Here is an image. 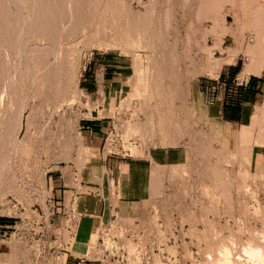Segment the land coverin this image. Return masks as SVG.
I'll list each match as a JSON object with an SVG mask.
<instances>
[{
	"label": "rangeland",
	"instance_id": "obj_1",
	"mask_svg": "<svg viewBox=\"0 0 264 264\" xmlns=\"http://www.w3.org/2000/svg\"><path fill=\"white\" fill-rule=\"evenodd\" d=\"M79 1L0 0V220L15 221L0 226V264H47V248L57 242L39 221L63 220L62 209L49 202L58 189L52 175L70 176V166L84 162L83 122L104 116L124 142H133L131 154L165 144L161 130L181 136L201 121L198 82L213 74L209 38L224 40L222 62L242 50L251 61L248 49L256 43L264 49L256 32L264 23L254 21L257 12L244 14L240 0H146L140 9L126 0ZM94 24L102 33L95 34ZM249 32L254 41L244 45ZM104 54L130 60L132 71L103 111L102 92L90 97L79 80L87 62ZM252 152L251 163L222 152L221 178L173 186L153 215L142 218L161 226H150L158 233L146 234L144 253L133 251L130 264H264V152ZM56 232L65 238L63 229Z\"/></svg>",
	"mask_w": 264,
	"mask_h": 264
},
{
	"label": "crops",
	"instance_id": "obj_2",
	"mask_svg": "<svg viewBox=\"0 0 264 264\" xmlns=\"http://www.w3.org/2000/svg\"><path fill=\"white\" fill-rule=\"evenodd\" d=\"M131 65L130 60L113 54L93 56L81 74L79 88L93 98L99 96L100 90L103 99L98 106L104 111L103 102L108 106L127 86ZM249 73L251 81L239 90L238 103L232 100L227 79L226 93L215 104L200 106L201 121L195 128L182 132V137L176 131L161 130L165 144L149 145L139 154L118 156L105 151L109 121L104 116L83 122L84 162L78 169L70 166V176L60 170H54L57 172L52 175V180L58 181L53 186L58 189L51 193L52 198L57 195L53 202L59 203L63 211L71 208L76 212L71 253L66 255L65 264H97L77 261L73 254L83 251L79 245L87 243L111 213L149 217L173 186L183 185L184 181L186 184L189 178H221L222 152L229 159L234 156V162L244 163L255 158L252 151L263 154L264 73ZM242 153L245 159L241 158ZM67 192L70 195L66 201ZM0 222L7 229L15 223L13 219ZM58 222L55 224H61V220Z\"/></svg>",
	"mask_w": 264,
	"mask_h": 264
},
{
	"label": "built area",
	"instance_id": "obj_3",
	"mask_svg": "<svg viewBox=\"0 0 264 264\" xmlns=\"http://www.w3.org/2000/svg\"><path fill=\"white\" fill-rule=\"evenodd\" d=\"M128 4L135 9L143 7L146 0H126ZM253 34L251 32L244 35L243 44L248 45L252 42ZM210 45L207 49V62L208 67L214 69L212 75L201 76L198 82V90L202 97V102L206 105H213L215 102L226 93V80H229L231 86L230 92L232 100L235 103L240 101L239 90L245 89L250 81L251 74L247 71L243 72V66L249 60L247 52L242 50L237 53L232 62H222V59L228 55L226 46L223 45L224 40L209 38ZM218 65L216 67L215 65ZM215 67H214V66ZM237 66V70L234 73H229V67ZM260 71L264 73V60L261 64ZM129 140V139H128ZM120 131L111 124L106 134L104 144L105 151L109 154L118 156H131L129 145L132 141L124 142ZM127 141V140H126ZM83 192V191H82ZM49 197V202H52L51 206L55 211L59 212L61 205L59 203H53ZM63 220L61 224L56 225L52 223L51 219L39 221L48 234V237H52L53 242H57L56 245L50 246L47 250H50L45 259L47 264H65L66 255L70 254L71 246L73 242V226L76 218V212L71 208H67L64 211L61 210ZM153 215V212H152ZM148 219H142L139 217H133L131 219L124 218L111 213L106 222L97 228L93 234V238H90L87 243L84 244V250L74 253V258L77 261L94 262L97 264H121L125 259V264H130L129 260L131 253L135 251V255L138 257L143 250V242L146 239V234H150L152 231L158 233V229L150 230L151 227H160L161 222L159 220L145 222ZM59 223V222H58ZM61 226V227H58ZM59 229L65 231V238H61L58 232ZM38 241L44 242L46 236L41 235ZM43 239V241L41 240ZM152 252V250H151ZM144 253V251H142ZM63 255L62 259L60 257Z\"/></svg>",
	"mask_w": 264,
	"mask_h": 264
},
{
	"label": "bare ground",
	"instance_id": "obj_4",
	"mask_svg": "<svg viewBox=\"0 0 264 264\" xmlns=\"http://www.w3.org/2000/svg\"><path fill=\"white\" fill-rule=\"evenodd\" d=\"M72 0H69V2H71ZM79 1V0H78ZM218 2V0H214V2ZM221 1V0H220ZM223 1H227V0H223ZM19 2V1H18ZM80 2V1H79ZM87 3H90V2H92V0L90 1H86ZM210 4H211V1L209 0L208 1ZM207 2V3H208ZM213 2V1H212ZM235 2H236V0H235ZM235 2H234V4H235ZM240 7L242 8V12H244V14H248V15H253V12L254 13H256L257 12V16L255 17H253L254 18V21L255 22H259V19H261V21L259 22V24H263L264 22V0H240ZM32 4L33 5H35V3H34V1H32ZM32 4H31V7H33L32 6ZM36 4H38V3H36ZM40 4V3H39ZM68 4H70V3H68ZM251 4H254V7L250 10L249 9V6L251 5ZM146 4H145V2H144V5L143 6H145ZM42 6V5H41ZM69 6V5H68ZM211 6V5H210ZM209 5H208V7L207 6H205L204 8H209L210 7ZM37 7V6H36ZM94 7H95V5H94ZM41 8V7H40ZM42 8H43V6H42ZM42 8L40 9V11L42 10ZM68 8V7H67ZM70 9H71V7H69ZM211 8H212V6H211ZM214 8V7H213ZM213 8L211 9V10H206V11H211V14H212V11H213ZM233 8V7H232ZM45 9V8H44ZM90 9V8H89ZM215 9V8H214ZM32 10H33V8H32ZM87 10V9H86ZM204 10V9H203ZM202 9H201V11H203ZM37 11H39V10H37ZM46 11V10H45ZM91 11V10H90ZM94 11V10H93ZM96 11V10H95ZM206 11H204V15H206L207 14V12ZM215 11V10H214ZM33 12V11H32ZM42 13H44V11L42 10L41 11ZM151 12H152V7H151ZM252 12V13H251ZM42 13H39V14H42ZM150 13V12H149ZM206 13V14H205ZM214 13H216V11L214 12ZM37 14H38V12H37ZM36 14V18L35 19H39V14L37 15ZM203 14V13H202ZM33 15V14H32ZM45 15V14H44ZM150 15V14H149ZM214 15V14H213ZM34 16V15H33ZM51 16V15H50ZM45 17V16H44ZM146 17V16H145ZM42 18V17H41ZM150 18V17H149ZM248 19V18H247ZM37 20L35 21V23L37 24ZM149 20V19H148ZM263 20V21H262ZM97 21H99V24H100V19H97ZM96 21V22H97ZM145 21H147V18L145 19ZM40 22V21H39ZM95 22V23H96ZM102 22V21H101ZM106 22V21H105ZM42 23V22H41ZM53 23V22H52ZM96 24H94V28H95V34L96 35H98L99 33H102V31H100L99 30V33H96L97 31H96V29L98 30V28H99V26L97 25V28H96V26H95ZM109 25V24H108ZM38 26H39V24H38ZM41 26V25H40ZM102 26H103V24H102ZM110 26V25H109ZM108 26V27H109ZM263 26V27H262ZM261 26V28L259 29V31H256L257 32V35L259 36V38H261L262 40L264 39V25H262ZM44 28H45V26H44ZM103 30V29H102ZM258 30V29H257ZM126 35V34H125ZM128 35V34H127ZM257 36V37H258ZM124 39H125V37H124ZM254 41V38L252 39V42ZM123 42V41H122ZM262 43V42H261ZM125 44V43H124ZM249 51V54L251 55V56H253L252 57V60L250 61V60H248V62L247 63H245L244 64V66H243V72L244 71H247V72H251V73H257L258 74V72H259V64L261 63H259V61H260V59H261V57L264 55V49H263V47H262V45L260 44V43H256V44H254V45H252L251 46V48L250 49H248ZM54 53V52H53ZM55 54H58V51L57 52H55L54 53V56H55ZM214 66V65H213ZM216 67H218V65L216 64L215 65ZM214 66V67H215ZM211 67V66H210ZM211 70H213L214 71V69H211ZM224 252V251H223Z\"/></svg>",
	"mask_w": 264,
	"mask_h": 264
},
{
	"label": "trees",
	"instance_id": "obj_5",
	"mask_svg": "<svg viewBox=\"0 0 264 264\" xmlns=\"http://www.w3.org/2000/svg\"><path fill=\"white\" fill-rule=\"evenodd\" d=\"M230 68H233L232 71H231V73H234V72L237 70V66L229 67V69H230Z\"/></svg>",
	"mask_w": 264,
	"mask_h": 264
},
{
	"label": "clouds",
	"instance_id": "obj_6",
	"mask_svg": "<svg viewBox=\"0 0 264 264\" xmlns=\"http://www.w3.org/2000/svg\"><path fill=\"white\" fill-rule=\"evenodd\" d=\"M258 255V254H257Z\"/></svg>",
	"mask_w": 264,
	"mask_h": 264
}]
</instances>
